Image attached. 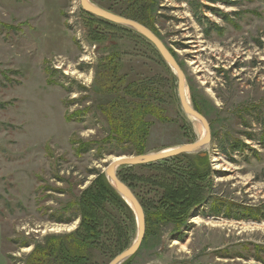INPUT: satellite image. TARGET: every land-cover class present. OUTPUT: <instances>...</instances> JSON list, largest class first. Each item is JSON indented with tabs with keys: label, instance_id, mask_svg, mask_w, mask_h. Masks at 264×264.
<instances>
[{
	"label": "rangeland",
	"instance_id": "obj_1",
	"mask_svg": "<svg viewBox=\"0 0 264 264\" xmlns=\"http://www.w3.org/2000/svg\"><path fill=\"white\" fill-rule=\"evenodd\" d=\"M89 1L115 14L130 3ZM146 13L185 76L188 103L209 126L210 143L190 154H206L209 172L205 198L175 230L158 227L154 213L164 191L187 179L188 159L117 169L148 217L128 264H264V0H153ZM100 20L79 0H0V264H28L35 245L59 236L65 248V236L81 228L79 204L110 158L137 155L103 142L110 129L128 127L114 97L138 101L124 86L153 87L146 99L171 120L143 116L145 153L204 135L183 112L176 76L156 49ZM102 73L113 83L97 84ZM238 140L242 148H230ZM102 197L101 234L82 249L86 264H107L136 237L127 202Z\"/></svg>",
	"mask_w": 264,
	"mask_h": 264
},
{
	"label": "trees",
	"instance_id": "obj_2",
	"mask_svg": "<svg viewBox=\"0 0 264 264\" xmlns=\"http://www.w3.org/2000/svg\"><path fill=\"white\" fill-rule=\"evenodd\" d=\"M129 8L123 13H118L121 16L133 19L149 27L148 23L145 21L148 18V13L146 9L149 7L150 2L153 0H129ZM90 17V14H88ZM102 21V20H100ZM108 24L106 21H102ZM151 31H155L149 27ZM148 28V29H149ZM156 34V33H155ZM173 54V53H172ZM174 55V54H173ZM99 76H104L100 79L97 84H112V73H102ZM119 81V80H118ZM130 85L124 86L121 90L124 93L136 98L138 101L125 102L116 95L114 98L117 106L121 111H126L127 115L122 116L124 121L128 122V127L126 131H123L121 126H115V128L110 129V135L104 138L103 142L115 147L121 152L125 150H132L138 154L145 153V140L147 137L148 127L150 122L144 121L146 115L153 116L158 122H169L171 121L166 115L164 108L157 105L155 102H150L146 99V96H152L156 91L152 87L154 92H151V87L143 82L139 83H129ZM193 108L199 111V108L194 103ZM135 111V119L134 113ZM124 113V115L126 114ZM144 116V117H143ZM134 121V122H133ZM118 123H121V119ZM131 145L132 148L128 149L127 146ZM91 146V145H90ZM89 144L82 146L83 151H88L90 148ZM233 150L241 149L242 143L238 142L231 143L230 148ZM101 148L98 147V153ZM182 157L188 159V177L186 180L182 179L184 182L181 183L174 190L168 189L164 191V194L159 198V205L161 208L158 209L154 214H156L157 226L161 223L169 224L174 226L175 230L182 227V223L186 220L188 213L193 209V207L202 203L203 198L206 194L203 191V185L201 182L205 180L209 172L208 158L205 154L204 156L199 154H181ZM174 156L169 159H176L179 156ZM167 160V159H166ZM164 161V160H162ZM153 165V164H150ZM182 176V174H178ZM181 180V181H182ZM97 186V187H96ZM128 186V185H127ZM129 187V186H128ZM102 192L111 194L114 198L124 201L122 197L113 189V187L108 183L104 175L99 174L94 182V185L87 189V193L83 199V203H80V216H81V228L80 231L67 234L63 243H66V249L62 244H56L55 240H60L63 236L55 237L51 242L48 240L47 244L44 246L35 245L32 252L27 257L28 264H86L87 259L82 255V249L86 247L88 251L91 246L90 241L97 239L101 232L97 224L101 215L98 214L100 207L102 206ZM135 195V194H134ZM136 196V195H135ZM137 198V197H136ZM82 201V200H81ZM153 214V215H154ZM61 215L55 219H60ZM146 224L148 222V217H145ZM154 221V220H153ZM161 222V223H160ZM149 231H146V234ZM152 236H155V232H151ZM70 239V242L67 240ZM52 245V246H51ZM48 246V247H47ZM122 251V250H121ZM120 251V252H121ZM118 252V253H120ZM117 253V254H118ZM89 255V254H88ZM131 258V257H130ZM130 258L127 260L129 263ZM125 264V263H124Z\"/></svg>",
	"mask_w": 264,
	"mask_h": 264
},
{
	"label": "water",
	"instance_id": "obj_3",
	"mask_svg": "<svg viewBox=\"0 0 264 264\" xmlns=\"http://www.w3.org/2000/svg\"><path fill=\"white\" fill-rule=\"evenodd\" d=\"M80 8L87 14H90L98 19L104 20L106 22L118 25L122 28H127L132 30L140 37L146 39L159 53L162 60L167 64L173 74L176 76L177 80V91L179 95V102L181 108L187 117L197 119L204 128V135L188 144H182L177 147H173L170 149H164L157 152L138 154L133 156H125L119 155L116 157H120L118 160L114 162H109L103 171L105 178L108 183L113 187V189L124 199L127 204L134 211L135 219H136V237L134 241L120 253L116 254L112 259L108 261L107 264H122L130 257H132L141 244V241L145 232V215L142 206L140 205L138 199L134 195V193L130 190V188L122 182L116 175L117 169L121 167L127 166H137V165H145V164H154L162 160H166L168 158H172L174 156H178L181 154H194L199 152L201 149L206 147L211 140L210 129L209 126L204 119V117L193 108L190 104H186L184 102V89H186V80L185 76L180 69L176 59L171 54V52L167 49L164 43L160 40V38L150 29H148L143 24L139 23L136 20L126 18L124 16L115 14L110 12L104 8L99 7L98 5L90 2L89 0H79ZM164 151V152H163ZM203 155L202 153H200ZM204 156V155H203Z\"/></svg>",
	"mask_w": 264,
	"mask_h": 264
},
{
	"label": "bare ground",
	"instance_id": "obj_4",
	"mask_svg": "<svg viewBox=\"0 0 264 264\" xmlns=\"http://www.w3.org/2000/svg\"><path fill=\"white\" fill-rule=\"evenodd\" d=\"M70 72L72 73V74H75V73H77L78 74V76H80V73H78V72H76L73 68H70ZM183 93H184V102L186 103V104H189L188 103V94H187V89H184V91H183ZM189 120H190V122H192L193 124H195L197 127H199V128H201L202 130H203V132H204V128L202 127V124L197 120V119H195V118H191V117H189ZM164 152V151H163ZM120 157H116V156H112L111 158H110V162H114V161H116V160H118ZM212 223V222H211ZM70 227H72L71 225H68V226H63V225H50V226H46V228H45V230H49V231H57V230H61V229H63V228H70ZM29 248H25V249H23L24 251H26V250H28Z\"/></svg>",
	"mask_w": 264,
	"mask_h": 264
}]
</instances>
